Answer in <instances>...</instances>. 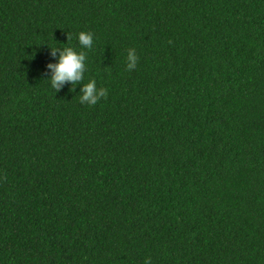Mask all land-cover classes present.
Here are the masks:
<instances>
[{
    "label": "trees",
    "instance_id": "trees-1",
    "mask_svg": "<svg viewBox=\"0 0 264 264\" xmlns=\"http://www.w3.org/2000/svg\"><path fill=\"white\" fill-rule=\"evenodd\" d=\"M148 257L264 264V0H0V264Z\"/></svg>",
    "mask_w": 264,
    "mask_h": 264
},
{
    "label": "clouds",
    "instance_id": "clouds-1",
    "mask_svg": "<svg viewBox=\"0 0 264 264\" xmlns=\"http://www.w3.org/2000/svg\"><path fill=\"white\" fill-rule=\"evenodd\" d=\"M71 40V34H67V41ZM79 45L83 49H91L93 46V36L90 32L81 31L78 34ZM59 53L56 63H49L48 68L51 69L49 77L51 87L55 91H59L65 82L73 85L79 84L84 79L86 70V52L76 51L73 47H65L63 49L51 48V54L56 56ZM138 57L134 49H129L127 54L126 70H134L137 65ZM71 90H75L72 88ZM80 103L95 105L101 98H107L108 92L105 88L97 89L95 80H90L84 84L80 90ZM144 264H151V258L145 259Z\"/></svg>",
    "mask_w": 264,
    "mask_h": 264
}]
</instances>
